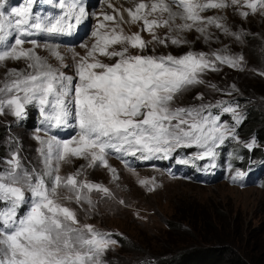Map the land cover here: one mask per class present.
<instances>
[{
    "label": "snow or ice",
    "instance_id": "1",
    "mask_svg": "<svg viewBox=\"0 0 264 264\" xmlns=\"http://www.w3.org/2000/svg\"><path fill=\"white\" fill-rule=\"evenodd\" d=\"M6 2L0 0V44L10 37L12 42L0 50V61L25 59L31 71H10L9 81L0 87V114L7 108L14 116L23 117L26 106L37 102L49 124L60 127L74 116L78 134L69 140L53 137L45 141L37 137L44 146L41 149L47 169L44 174L18 172V155L9 161L12 169L0 174V203L4 204L0 208V264H100L101 255L115 241L92 225L77 227L75 212L60 202L57 190L64 188L72 194L64 199L89 204L93 191L105 196L112 193L101 184L80 180L79 171L62 177L59 163L75 157L89 159V167L98 163L108 167L109 151L133 156L139 152L148 159L156 154L168 156L179 146L203 149L199 159L214 158V149L228 135L234 136V130L221 124L219 115L204 114L210 105L172 108L171 102L185 88L203 83L200 75L206 70L216 71L217 61L239 67L243 57L218 53L209 57L203 52H189L181 57L129 55L127 47L109 51L112 45L123 43L141 50L146 47L138 33L123 36L112 29L111 33H94L98 37L96 44L76 64L75 77L68 76L48 64L34 48L25 49L23 45L29 42L38 47L37 40H26L36 33L71 34V29L86 16L85 7L78 0H58L62 14L42 18L33 15V0L10 8L5 7ZM239 3L240 0H156L146 14H141V10L149 6L140 3L135 11L129 10V15L133 22L143 20L148 32L175 26L180 31L195 27L204 33L207 25L227 32L221 18L203 17L201 13ZM173 5L182 11H173ZM245 6L255 12L258 6L264 7V0H245ZM153 13H159L161 18L148 20L147 16ZM241 15L246 17L249 13ZM177 18L184 23L175 25ZM104 19L112 21L114 17L105 15ZM182 42L171 38L172 44ZM96 53L115 57L116 62L102 63L95 58ZM53 55L60 61L64 59L58 50ZM222 110L232 113L239 122L234 107L224 106ZM112 171L115 175V169ZM46 176L51 178L50 183L46 182ZM242 176L243 173L237 172L234 180ZM25 185L34 199L26 214L18 217L17 209L25 201Z\"/></svg>",
    "mask_w": 264,
    "mask_h": 264
},
{
    "label": "rangeland",
    "instance_id": "2",
    "mask_svg": "<svg viewBox=\"0 0 264 264\" xmlns=\"http://www.w3.org/2000/svg\"><path fill=\"white\" fill-rule=\"evenodd\" d=\"M108 0H100L90 11L92 16V30L85 40L77 44L74 48H65L56 46V42L47 44L38 42V47L31 43H25V49H33L44 60L47 61L53 68L75 77L76 64L82 57H86L96 44L98 37L95 32L111 33L115 29L117 34L123 36H132L139 34L146 43L144 49L132 48L129 44L112 45L108 50H120L124 47L128 48L129 55H144V56H168L181 57L189 52L206 53L212 57L214 53L232 57H243L239 67H230L227 64H221L218 61L217 70H206L200 75L203 83L189 86L177 93L171 102L172 108H199L201 105L211 107L204 114L212 113L213 109L224 98L236 100L239 121L243 117V112L249 103H256L263 108L264 111V7H259L255 12L245 6V0H240L237 5H232L222 9H212L207 12H202L203 17H218L221 18L222 24L227 28V32L214 25H207L206 31L201 33L194 27L190 31H180L173 27H157L153 32L144 30L143 20L136 21V25L130 28L119 27L116 24L115 11L105 12L102 9L109 6ZM128 1V0H123ZM138 5L144 3L148 5L146 10H141V14H146L150 11V5L156 0H136ZM134 2V4H136ZM204 2V0H201ZM134 7V6H133ZM173 7V6H172ZM60 10L58 0H47L44 9L39 14L44 16L48 11L51 13ZM173 11H182L180 8L173 7ZM242 12H248L246 17L241 15ZM105 15L114 17L112 21H106ZM148 19L161 18L159 13H153L147 16ZM167 18V13L163 16ZM184 21L177 18L175 25L183 24ZM104 24V28L100 25ZM96 29V30H95ZM154 36L158 39H154ZM179 38L183 41L180 44H172L171 38ZM164 40L165 43H160ZM58 50L63 56V61H60L53 55V51ZM95 58L102 63H115V57H107L95 54ZM29 61L25 59L14 60L6 59L0 61V87L9 81V73L12 69H17L20 72L27 73L31 71L28 68ZM63 65H67L64 67ZM259 79V80H258ZM75 81V80H74ZM258 82V83H257ZM76 83V81H75ZM214 86V87H213ZM259 93H254L257 90ZM253 95L251 100L241 102V97ZM2 95V94H0ZM202 96L200 99L198 97ZM28 107L26 106V111ZM9 109H5L3 114H0V124L5 121L7 124L4 129V136L0 138V151L5 153L0 158V174H7L12 167L9 161L18 155L20 168L18 172L25 171V165L28 170L35 169L36 171L45 173L46 167L44 157L41 155V149L44 147L40 140H50L53 136H49L40 129H30L25 127L26 123L21 121V117L13 116ZM233 122H238L233 116ZM221 124L230 123L221 120ZM231 129V128H230ZM78 132L66 138H57L58 140H69L75 138ZM40 137V140L37 139ZM228 135L222 144H219L215 150V157L220 153V147L226 145ZM263 138H258L256 141H249L248 145H252L259 150L260 147L264 150ZM3 145V146H2ZM248 145L243 146L245 148ZM195 147L193 152L198 155L203 149ZM191 147L179 146L171 152L179 148L188 149ZM250 147V148H252ZM257 152V151H256ZM138 156H142L139 152ZM162 154L154 155L160 157ZM234 158H240V155H235ZM143 159V158H141ZM145 164L142 166L128 167L127 164L133 165L132 160L120 161L118 157H110L107 155L108 167L99 165L89 167V159L69 157L67 160L59 163V174L62 177L81 172L80 180L91 179L94 182L107 187L112 195L105 196L102 192L93 191L90 194L92 203L85 201L77 203L75 199L67 200L65 196L72 195L66 189H58L60 202L72 209L79 221L77 227L84 225H92L95 230H100L109 233L122 232L127 241V245H120L115 242L110 244L103 252V257H100V264H127L129 261L138 257L142 252L134 250V246L140 241L138 231L147 235V230H151L153 235L157 236L159 231H164L167 227L165 221L171 213L174 202L179 197L195 199L206 206H212L215 213L226 219L227 221L242 227V239L248 245L256 257L262 260L264 264V187L252 184L246 188H239L234 185L231 180H216L213 183L205 184L203 182L194 183L193 180H187L184 176L177 174L172 175L164 167L155 166V162H151L150 158L145 159ZM141 160V161H144ZM182 160V154L173 159L174 165ZM185 161L187 159H184ZM140 161V160H137ZM25 164V165H24ZM2 166V169H1ZM241 164H236L232 167V175H236L241 170ZM112 169H115V175ZM47 177V176H46ZM46 182L50 183L51 178L47 177ZM146 181V183H141ZM26 196H31L30 191L25 192ZM31 206V205H30ZM29 206V208H30ZM28 208V209H29ZM107 232V237L113 238ZM115 241V240H113ZM125 242V241H124Z\"/></svg>",
    "mask_w": 264,
    "mask_h": 264
},
{
    "label": "trees",
    "instance_id": "3",
    "mask_svg": "<svg viewBox=\"0 0 264 264\" xmlns=\"http://www.w3.org/2000/svg\"><path fill=\"white\" fill-rule=\"evenodd\" d=\"M259 80V79H258ZM258 83V82H257ZM259 93V89L253 86ZM241 97V102L251 100L254 96ZM246 106L245 119L242 123L247 138L256 132L264 141V111L256 103ZM33 114L27 121V128H32ZM13 118V116H11ZM8 121L0 124V138L4 136ZM3 146V145H2ZM262 154V152L260 151ZM5 154L0 151V158ZM25 165V164H24ZM7 168H11L8 166ZM2 169V166H1ZM25 172L35 175V170ZM96 180L91 179V182ZM96 183V182H94ZM30 200L25 198L19 208L21 214L27 210ZM166 228L157 236L151 230L147 235L138 231L140 241L134 250L142 252L127 264H261L248 245L243 241V229L223 217L218 216L212 206H206L195 199L179 197L175 200L171 213L165 221ZM113 240L121 246L127 245L122 232L113 233ZM125 241V242H124ZM103 255H101V258Z\"/></svg>",
    "mask_w": 264,
    "mask_h": 264
},
{
    "label": "clouds",
    "instance_id": "4",
    "mask_svg": "<svg viewBox=\"0 0 264 264\" xmlns=\"http://www.w3.org/2000/svg\"><path fill=\"white\" fill-rule=\"evenodd\" d=\"M253 134H256L257 139L260 138L256 132H252L251 134H249V137L247 138L246 134L243 132V127L242 126L240 127V136L242 139L246 140L245 142L246 145H248ZM260 151L262 152V154L260 153ZM245 152L248 153V156L250 159L257 160L256 164L254 165L255 166L254 177L252 178V181L245 186H240L238 183H235L232 181L231 182L239 188H246L247 186L252 185V184H257V185L264 187V150L260 147L259 150L253 148L251 152H248L247 149L245 148ZM244 163L245 162H241L242 165H244ZM216 180L218 181L230 180V178L220 175L219 177H217L215 180L211 182H204L198 179H194L193 182L194 183L203 182L205 184H210V183L215 182Z\"/></svg>",
    "mask_w": 264,
    "mask_h": 264
},
{
    "label": "bare ground",
    "instance_id": "5",
    "mask_svg": "<svg viewBox=\"0 0 264 264\" xmlns=\"http://www.w3.org/2000/svg\"><path fill=\"white\" fill-rule=\"evenodd\" d=\"M136 0H128V1H123V0H108L105 3L109 2L110 5L104 7L102 10L105 11L106 13L109 11L114 10L115 11V19H116V24L118 26L124 27V28H130L133 25H136V22H133L131 19V16L129 15V10L135 11L136 8L138 7V2H135ZM142 2L144 0H141ZM134 2L136 4H134ZM134 6V7H133ZM146 10V9H144ZM212 10L208 9L207 11ZM205 11V12H207Z\"/></svg>",
    "mask_w": 264,
    "mask_h": 264
}]
</instances>
